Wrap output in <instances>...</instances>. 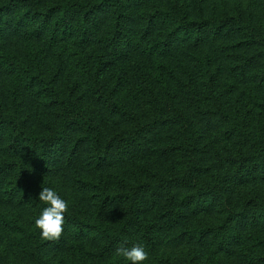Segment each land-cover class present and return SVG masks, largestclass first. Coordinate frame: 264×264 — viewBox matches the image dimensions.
Wrapping results in <instances>:
<instances>
[{
    "label": "trees",
    "instance_id": "trees-1",
    "mask_svg": "<svg viewBox=\"0 0 264 264\" xmlns=\"http://www.w3.org/2000/svg\"><path fill=\"white\" fill-rule=\"evenodd\" d=\"M175 42L174 73L155 56ZM136 51L139 92L173 105L152 117L107 77ZM161 128L163 164L109 170ZM44 187L69 205L55 242L35 227ZM0 232V264H131L116 249L136 244L143 264H264V0H0ZM168 248L183 263L152 255Z\"/></svg>",
    "mask_w": 264,
    "mask_h": 264
},
{
    "label": "rangeland",
    "instance_id": "rangeland-1",
    "mask_svg": "<svg viewBox=\"0 0 264 264\" xmlns=\"http://www.w3.org/2000/svg\"><path fill=\"white\" fill-rule=\"evenodd\" d=\"M129 12L133 14H137L141 6H129ZM131 26L135 27V21L131 22ZM161 26V25H159ZM160 27H156L155 29H159ZM163 27L161 26V29ZM134 39L137 41L138 45H143L146 43V40H143L144 38H141L137 35H134ZM191 50V47L187 46L183 42H175L171 48L163 55H156L155 57L160 59L168 64L172 71L175 73V71H178V68L180 66V63L187 62V56L186 52ZM222 61V60H221ZM151 58L147 55H143L139 52H132L131 55H129L128 59H123L122 61H118L117 65L114 68H110L109 72L107 73V77L109 79H117V77H120L121 81V88L116 93V97H118L120 100L127 102V103H133L138 106L140 113L143 117H152L153 115H156L159 113V111H162L164 107H172V103L167 101L166 98H159L156 100H149L146 96H144L142 93L139 92L140 81L148 79L149 74L151 73ZM176 79V77H175ZM243 77L239 78L238 81H243ZM171 89L175 90L177 89L176 83L174 81H170ZM256 92L257 90H253ZM165 100V101H164ZM153 105V107H152ZM177 107H182V100L176 102ZM199 125V124H198ZM204 126L198 127V131H203ZM173 130L172 129H156L154 133L147 136L143 143L142 148L139 151H134L130 154V156L125 157L122 161H116L115 164H113L112 168H109L110 171L118 170V169H130V168H138L139 164H145L148 166L153 165H160L163 164L164 160L160 158L156 151V145L164 143L168 135H172ZM62 169H68L65 166H62L60 164L55 166V170H62ZM108 169V168H107ZM70 176V174H63V172H60L58 176H53L52 179V185L55 188H67L68 186L65 184L66 179ZM241 191L246 190L245 188L240 189ZM72 195H75L74 198H76L77 192H74L73 189L71 190ZM194 220L195 218H191ZM1 233V232H0ZM4 241L3 236H0V242L2 243ZM69 240L64 242L60 247H52L50 252L48 253L50 255L51 261H57L62 260L65 262L67 260V257L69 255V249H68V242ZM195 244L190 245L191 249H195ZM172 248V247H171ZM164 250L161 254H157L154 252L152 254L153 256H159L162 260L163 259H170V261L175 263H183V254L180 250L177 249H171ZM199 260V259H198ZM195 259L194 261H197V263L200 264V260L198 261ZM211 262V261H210ZM209 262V263H210Z\"/></svg>",
    "mask_w": 264,
    "mask_h": 264
},
{
    "label": "clouds",
    "instance_id": "clouds-1",
    "mask_svg": "<svg viewBox=\"0 0 264 264\" xmlns=\"http://www.w3.org/2000/svg\"><path fill=\"white\" fill-rule=\"evenodd\" d=\"M39 201L46 207L40 216L35 219V227L40 230V235L46 241H59L64 231L65 213L68 211V202L62 199L52 188L44 187L39 192ZM116 254L126 258L131 264H143L148 259V253L140 244L131 248L120 245Z\"/></svg>",
    "mask_w": 264,
    "mask_h": 264
}]
</instances>
